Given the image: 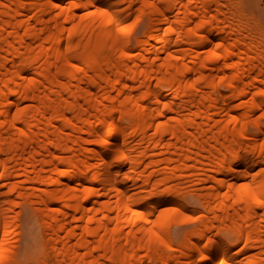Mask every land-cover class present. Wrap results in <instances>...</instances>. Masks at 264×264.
Returning a JSON list of instances; mask_svg holds the SVG:
<instances>
[{
    "label": "bare ground",
    "instance_id": "6f19581e",
    "mask_svg": "<svg viewBox=\"0 0 264 264\" xmlns=\"http://www.w3.org/2000/svg\"><path fill=\"white\" fill-rule=\"evenodd\" d=\"M260 2L0 0V264H264Z\"/></svg>",
    "mask_w": 264,
    "mask_h": 264
},
{
    "label": "rangeland",
    "instance_id": "374dc122",
    "mask_svg": "<svg viewBox=\"0 0 264 264\" xmlns=\"http://www.w3.org/2000/svg\"><path fill=\"white\" fill-rule=\"evenodd\" d=\"M261 1L262 2H260V3L264 7V4H263L264 0H261ZM262 8H261V10H263ZM262 13L264 15L263 11H262ZM138 28H139V30H138ZM141 28L142 27L140 25H139V27L137 25L136 26L132 25V27H130L129 30L134 34V33H139ZM190 206H191V208H193L192 205H190ZM18 211H20V213L17 217V220H18L17 221V227H16L15 236L12 239V243L15 247V250L21 255L20 256L21 259H25V258L31 256L32 254H34V252L36 251L35 247H36L37 243L35 240V235L37 232V228L35 225L31 224L30 220H28L26 207L24 205H22L20 208H18ZM187 225H189V224H187ZM182 226H181V229L177 225H176V227L173 226L174 228L172 231H173V235H174L175 239H177L179 233H181L182 230L184 229V228H182ZM190 226H191V224H190ZM177 227H179V228H177ZM186 228L188 229V227H185V229ZM187 229L185 231H187ZM24 255H26V256H24Z\"/></svg>",
    "mask_w": 264,
    "mask_h": 264
}]
</instances>
